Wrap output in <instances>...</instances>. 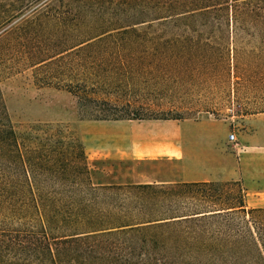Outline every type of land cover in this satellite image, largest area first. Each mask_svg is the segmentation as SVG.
I'll return each instance as SVG.
<instances>
[{
  "label": "trees",
  "instance_id": "trees-1",
  "mask_svg": "<svg viewBox=\"0 0 264 264\" xmlns=\"http://www.w3.org/2000/svg\"><path fill=\"white\" fill-rule=\"evenodd\" d=\"M57 1L66 8L55 26L74 23L77 30L40 36L23 60L37 85L74 98L80 121L169 114L123 93L191 77L190 56L211 48L189 35H135L129 19L177 21L230 9L235 20L253 19L264 37V0H209L203 7L50 0L47 12ZM13 17L0 20V30ZM235 69L236 83L264 85V62L248 58ZM130 164L90 162L77 135L59 125L14 128L0 92V264H264V207H247L237 182H144L124 175Z\"/></svg>",
  "mask_w": 264,
  "mask_h": 264
},
{
  "label": "rangeland",
  "instance_id": "rangeland-1",
  "mask_svg": "<svg viewBox=\"0 0 264 264\" xmlns=\"http://www.w3.org/2000/svg\"><path fill=\"white\" fill-rule=\"evenodd\" d=\"M165 1L170 0H160L161 3ZM172 1H184L190 3V6L198 7L213 3L209 0ZM48 3L50 0H0V20L14 16L0 30V92L7 113L14 128L19 125L48 123L73 131L82 142L90 162L95 159H113L95 156V138L100 122L80 121L74 98L64 90L37 85L33 68L23 60L25 53L41 41L38 40L40 36L49 37L54 33L61 35L66 30H77L74 23L55 26V18L60 19L61 12L66 7L62 1H57L47 12ZM43 10V14L40 13ZM140 17L136 16L134 19ZM134 19L127 20V23H137L133 27L135 35H189L193 39L212 42L211 48L199 49L196 53L192 50L195 55L190 56L192 59L188 61V65L195 72L191 77L180 75L178 79H171L162 86L149 81L148 84H141L124 92L123 97L136 100L139 105L154 101L159 106L157 109L171 111L169 114H159V119L149 120L190 123L209 121L210 126L207 128L215 135L218 145L214 153L219 160L224 161L229 177L237 178L241 173L237 165L240 159L238 160L239 152L235 147L236 139L228 146H224L222 140L231 133L236 134L246 117L264 115V85L258 87L235 81L237 65L244 64L248 58L264 62V37H258L254 32L255 21L249 18L235 20L230 9L212 16H184L177 21L147 20L148 22L139 23L140 20ZM108 23L110 22L105 25H109ZM113 25L112 22L109 27ZM177 68L181 69V65ZM188 125L191 126L185 124L186 129ZM128 161L131 162L130 172L124 175L139 181H171L179 173L178 166L165 159ZM240 187L245 189L241 184ZM253 199L255 196L249 197L247 207L253 208L261 204Z\"/></svg>",
  "mask_w": 264,
  "mask_h": 264
},
{
  "label": "crops",
  "instance_id": "crops-1",
  "mask_svg": "<svg viewBox=\"0 0 264 264\" xmlns=\"http://www.w3.org/2000/svg\"><path fill=\"white\" fill-rule=\"evenodd\" d=\"M95 142L97 158L171 161L178 166L177 178L163 182H237L249 197L264 207V115L246 117L236 130L235 147L239 152L241 175L230 178L229 171L214 151L218 147L215 135L207 128L209 121H99ZM185 124H190L188 129ZM210 126V125H209ZM198 127V128H195ZM224 146L233 143L228 135Z\"/></svg>",
  "mask_w": 264,
  "mask_h": 264
},
{
  "label": "built area",
  "instance_id": "built-area-1",
  "mask_svg": "<svg viewBox=\"0 0 264 264\" xmlns=\"http://www.w3.org/2000/svg\"><path fill=\"white\" fill-rule=\"evenodd\" d=\"M228 140H229L230 142H234V141H235V134H233V133L229 134V135H228Z\"/></svg>",
  "mask_w": 264,
  "mask_h": 264
}]
</instances>
